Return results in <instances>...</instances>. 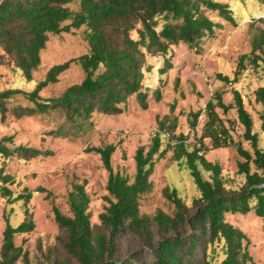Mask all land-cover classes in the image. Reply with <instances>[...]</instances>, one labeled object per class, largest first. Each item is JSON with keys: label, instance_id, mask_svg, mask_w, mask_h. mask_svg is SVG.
I'll return each mask as SVG.
<instances>
[{"label": "trees", "instance_id": "1", "mask_svg": "<svg viewBox=\"0 0 264 264\" xmlns=\"http://www.w3.org/2000/svg\"><path fill=\"white\" fill-rule=\"evenodd\" d=\"M73 4L76 9L71 8ZM208 10L234 22L231 9L217 0H0V61L14 65L26 79H31L32 72L38 67L40 51L50 34L69 32L71 28L85 25L89 47L86 53L51 66L45 78L29 92L0 90L1 117L8 110L7 103L20 94L33 106L15 108V116L60 112L64 125L56 129L55 135L61 136L79 130L93 112L120 113L118 105L130 96L146 109L147 93L143 81L150 68L147 57L164 56L171 45L184 43L194 47L206 37H212L218 25L205 14ZM251 46L250 63L255 67L259 61L264 64V29L252 37ZM248 58L246 54L240 56L238 67H242ZM71 63L80 66L83 79L68 86L58 97L41 99L39 91L48 83L56 82ZM170 67V63L165 62L161 71ZM217 77L231 83L236 81L238 71L232 79L222 74ZM254 94L263 106L259 119L264 130V87H258ZM215 98V103L209 100L205 104L206 120L201 138H208L215 148L235 147L244 159L238 163V172L244 177L242 186L228 191L220 165L205 158L202 144L189 149L183 135H174L175 124L169 127L168 138L158 131L147 149L143 146L136 149L131 181L112 170L113 145L94 147L92 150L100 155L108 172V205L99 215L100 225L94 228L90 224L89 197L83 185L73 184L67 197L71 216L53 208L54 220L62 233L59 238L62 252L40 264H210L207 249L219 242H222L224 257L218 264L251 261L243 244L245 234L225 221L224 214L252 211L264 218V176L257 171L250 172L249 168L252 161L264 172V148H257V134L252 132V120L239 93H233L234 106L244 127L243 137L251 143L253 155L232 139L229 128L215 110L218 107L226 112L231 106L224 104L219 94ZM162 141H165L164 146ZM168 150L172 151V158L189 171L199 194L192 199L191 206H187L176 190L166 188L163 194L174 206L172 213L157 211L152 217L143 215L139 209L140 197L151 191L154 162L164 157ZM15 152L24 157L41 154L30 147L11 149L4 144V139L0 140V156L7 158ZM199 165L208 172V179L203 178ZM0 182V193L6 204L22 197L28 199V195L12 196L4 185L11 182L10 178L3 176L1 170ZM4 217L0 264H17L22 253L15 245L14 237L31 231L34 224L26 210L25 218L16 226L10 224L8 215ZM126 236L140 247L121 257L120 242ZM24 264H28L26 260Z\"/></svg>", "mask_w": 264, "mask_h": 264}, {"label": "rangeland", "instance_id": "2", "mask_svg": "<svg viewBox=\"0 0 264 264\" xmlns=\"http://www.w3.org/2000/svg\"><path fill=\"white\" fill-rule=\"evenodd\" d=\"M217 1L227 4L234 22H228L216 11L208 10L205 14L218 25L212 37H206L194 47L184 43L171 45L164 56L147 57L150 68L145 72L143 81L147 93L146 109H142L135 97L130 96L125 103L118 105L120 113L93 112L79 130L56 136V129L64 125L60 112L17 117L15 108L32 107L33 104L20 94L7 103L5 116L2 118L0 115V140L4 139V144L11 149L24 146L41 153L34 157H24L17 152L7 158L0 156L1 174L11 181L4 185L13 197L28 195L27 200L22 197L6 204L0 193V248L5 215H8L10 224L16 226L25 218L26 210L34 224L31 231L14 237V243L22 253L17 264H24L25 260L28 264H40L51 261L62 252L59 239L62 233L54 220L53 208L71 216L67 197L73 184L83 185L89 197L87 211L90 224L94 228L100 225L99 215L108 205V172L100 155L92 150L94 147L113 145L114 151L110 156L112 170L131 181L135 172L136 149L140 146L147 149L158 131L168 138V129L175 124L174 135H183L189 149L202 144L205 158L220 165L228 191L243 185L244 177L238 172V163L244 159L237 154L235 147L215 148L208 138H201V130L206 120L205 104L209 100L215 103V96L219 94L222 102L231 107L226 112L216 107L218 116L229 128L232 139L253 153L251 143L243 137L244 127L234 106L233 93L237 91L251 117L252 132L257 134V148H264V130L259 119L263 106L257 102L254 94L258 87H264V64L259 61L255 67L250 63L252 37L264 29V0ZM71 8L76 9V5H71ZM160 24H163V20H160ZM87 33L88 28L82 25L71 28L69 32L50 34L40 51V63L29 80L14 65L0 61V90H33L45 78L51 66L88 51ZM244 54L249 58L242 67H238V60ZM165 62L170 63L171 67L162 72ZM235 71H238V77L234 82L226 83L217 77L222 74L232 79ZM83 77L80 66L71 63L56 82L48 83L38 94L41 99L58 97ZM162 142L164 146L165 141ZM199 168L203 178L208 179V172L200 165ZM249 168L250 172L257 171L264 176V172L257 169L252 161ZM150 181L151 191L139 200L140 213L150 217L157 211L172 213L174 206L163 194L166 188L176 190L187 206H191L192 199L199 194L189 171L172 158L171 150L155 160ZM224 220L245 234L243 244L251 257L246 264H264V218L252 211L245 214L226 212ZM120 243L121 257L140 247L127 236ZM206 253L210 264H218L224 257L222 242L210 245ZM146 256L150 257L148 254Z\"/></svg>", "mask_w": 264, "mask_h": 264}, {"label": "built area", "instance_id": "3", "mask_svg": "<svg viewBox=\"0 0 264 264\" xmlns=\"http://www.w3.org/2000/svg\"><path fill=\"white\" fill-rule=\"evenodd\" d=\"M164 136V135H163Z\"/></svg>", "mask_w": 264, "mask_h": 264}]
</instances>
